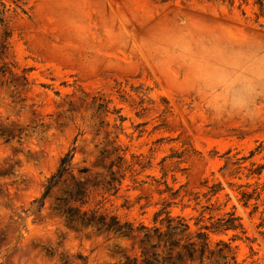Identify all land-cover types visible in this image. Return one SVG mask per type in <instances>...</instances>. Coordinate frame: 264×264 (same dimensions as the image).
<instances>
[{
    "label": "rangeland",
    "instance_id": "374dc122",
    "mask_svg": "<svg viewBox=\"0 0 264 264\" xmlns=\"http://www.w3.org/2000/svg\"><path fill=\"white\" fill-rule=\"evenodd\" d=\"M169 28L264 41V8L257 0H0V264H113L139 253L127 238L68 224L50 200L37 210L73 146L75 173L90 169L91 207L150 223L173 201L193 235L234 211L245 234L210 231L212 246L223 239L236 264H264V169L258 179L224 168L226 152L256 148L244 165L264 166V95L250 117L210 113L182 86L180 63L140 46ZM112 161L115 195L103 189ZM255 187L260 196L245 203L241 191ZM214 258L187 264H222Z\"/></svg>",
    "mask_w": 264,
    "mask_h": 264
},
{
    "label": "trees",
    "instance_id": "16d2710c",
    "mask_svg": "<svg viewBox=\"0 0 264 264\" xmlns=\"http://www.w3.org/2000/svg\"><path fill=\"white\" fill-rule=\"evenodd\" d=\"M260 8H264V0H257ZM258 148L250 151L249 155L242 157L229 156L226 152L224 168L233 167V172L239 173L246 169L247 178H261L264 166L250 167L244 165L252 158ZM75 157V146L71 147L61 158L56 170L47 178L42 195L34 200L37 210L41 211L47 200L51 201L52 209L63 216L68 224L79 227H92L98 232L113 234L118 237L127 238L132 241V247L138 246V254L126 255L121 262L113 264H187L189 261H203L205 257L214 258L215 262L222 264H236L234 255H231V244L219 239L214 247L211 244L209 232L226 233L229 230L235 233L232 240L242 238L239 233L245 234V229L240 217L234 211H228L225 216L217 218L211 225L200 226L193 235L188 221L181 215H175L172 207L175 202L164 200L160 208L156 209L151 217L150 223L145 221L134 222L123 220L117 214L102 210L101 207L89 205V172L86 166L79 168L77 175L73 160ZM119 161L123 156H118ZM112 161L109 170L110 178L105 181L103 187L105 193L115 195L121 177L116 176ZM84 177V179H82ZM123 178V176H122ZM93 186H98L93 183ZM255 187L252 191L242 190L241 196L248 202L253 196H260ZM218 189L212 190L213 194ZM178 196H172L175 199ZM123 207L130 208V206ZM247 238V237H246Z\"/></svg>",
    "mask_w": 264,
    "mask_h": 264
},
{
    "label": "clouds",
    "instance_id": "9594fccd",
    "mask_svg": "<svg viewBox=\"0 0 264 264\" xmlns=\"http://www.w3.org/2000/svg\"><path fill=\"white\" fill-rule=\"evenodd\" d=\"M185 70L182 86L214 115L251 116L264 95V41L216 29H158L140 45Z\"/></svg>",
    "mask_w": 264,
    "mask_h": 264
}]
</instances>
